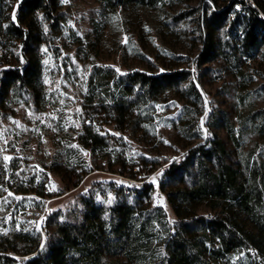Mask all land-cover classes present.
Segmentation results:
<instances>
[{"label":"trees","instance_id":"1","mask_svg":"<svg viewBox=\"0 0 264 264\" xmlns=\"http://www.w3.org/2000/svg\"><path fill=\"white\" fill-rule=\"evenodd\" d=\"M97 1L108 12L159 11L168 2ZM206 1L168 18L177 26L196 16L201 48L194 62L180 55L181 65L157 73L97 66L87 82L77 143L92 155L109 152L118 175L133 181L140 163L129 154L131 143L162 148L159 110L170 98L176 113L166 122L176 131L180 156L171 160L160 151L142 168L150 175L167 165L158 173L162 182L138 185L135 197L129 186L112 187L117 200L110 207L88 193L80 199L78 223L59 221L51 212L41 232L32 225L0 235V264H264V107L258 105L264 84L254 67L264 61V7L258 0ZM17 2L0 0V109L23 102L43 111L49 101L41 48L64 31L65 15L60 0H21L13 17ZM224 70L236 81L232 119L206 90L207 79H220ZM67 153L71 171L64 180L76 188L91 169L78 149ZM7 171L0 162V190L15 186L6 182ZM19 182L15 192H33L43 200L40 209L54 196L36 177ZM157 193L174 219L154 202Z\"/></svg>","mask_w":264,"mask_h":264},{"label":"rangeland","instance_id":"2","mask_svg":"<svg viewBox=\"0 0 264 264\" xmlns=\"http://www.w3.org/2000/svg\"><path fill=\"white\" fill-rule=\"evenodd\" d=\"M17 1L13 17L21 2ZM258 1L264 7V0ZM176 2L168 0L165 8L159 11L126 7L108 12L97 0H60L65 15L64 31L41 48L49 102L43 111L36 110L32 103L23 102L0 109V162L8 170L4 177L6 182L10 180L15 185L8 184L6 189L0 190V235H10L20 226L30 229L32 225L41 232L42 224L51 212L60 215L59 221L78 223L83 212L80 199L88 193H94L97 202L110 207L117 200L112 187L129 186L132 194L134 188L146 181H152L156 186L162 182L158 173L167 165L150 175L142 168L145 159L159 158L160 151L171 160L180 156L176 131L166 122L176 113L170 105V98L159 110L162 148L152 151L141 143H131L129 154L140 163L135 169L138 175L134 181L118 175L120 168L116 166V157L107 151L92 155L78 145L77 137L82 132V108L93 68L110 67L120 74L135 70L157 73L181 65L177 59L180 55L193 57L194 62L201 48L197 40L196 16L177 26L168 18L207 1L188 0L184 5ZM254 67L262 74L259 84H264V61H257ZM208 79L206 90L211 93L210 99L222 111L230 113L232 119L236 90L234 77L224 70L220 79L214 82ZM258 105L264 107V99ZM106 129L111 135H119L112 127ZM220 135L226 139L224 132L221 131ZM68 149H78L91 169L78 187L70 189L64 180L71 171ZM129 161L130 157L127 158L128 165ZM32 177H36L37 182L44 181L45 193L54 195L52 199H46L43 209L39 208L43 200L35 198L33 192H15L21 186L19 178L28 182ZM27 188L31 189V186ZM154 202L164 206L170 219H174L163 194L157 193Z\"/></svg>","mask_w":264,"mask_h":264},{"label":"built area","instance_id":"3","mask_svg":"<svg viewBox=\"0 0 264 264\" xmlns=\"http://www.w3.org/2000/svg\"><path fill=\"white\" fill-rule=\"evenodd\" d=\"M128 194H129V192H127ZM133 196L135 197L136 196V193H135V191H134V193H133Z\"/></svg>","mask_w":264,"mask_h":264}]
</instances>
